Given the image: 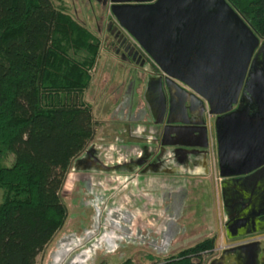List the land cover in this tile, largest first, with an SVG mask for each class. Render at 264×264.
Here are the masks:
<instances>
[{"label":"trees","instance_id":"16d2710c","mask_svg":"<svg viewBox=\"0 0 264 264\" xmlns=\"http://www.w3.org/2000/svg\"><path fill=\"white\" fill-rule=\"evenodd\" d=\"M226 1L264 38V0ZM100 47L51 0H0V264H36L65 223L60 191L95 135L82 95ZM215 242L205 237L151 264H206Z\"/></svg>","mask_w":264,"mask_h":264},{"label":"water","instance_id":"95a60500","mask_svg":"<svg viewBox=\"0 0 264 264\" xmlns=\"http://www.w3.org/2000/svg\"><path fill=\"white\" fill-rule=\"evenodd\" d=\"M144 1L150 0H104L113 19L138 43L145 58L159 70L158 74L147 69L141 72L143 76L138 82L142 106L137 103L133 110L140 106L144 114L149 116L148 119H134L143 123L139 134L147 138L152 134L151 128H156L161 140L139 163L136 160L140 152H133L129 162L133 161L135 165L127 170H135L151 158L140 170L141 173L197 171L206 176L207 132L201 130V122L192 119L193 104L198 102L203 110L208 106L210 114L216 116L214 136L220 176L229 178L242 175L241 178L248 180L253 188H263L264 119L256 131L240 132L236 126L241 124L234 123L232 117L239 112V107H232L241 92L243 96L250 81L251 67L248 68V65L259 43V36L226 0H155L152 3H140ZM125 41L126 38L122 40ZM129 46L127 41V48ZM136 56L137 61L142 58L141 67L145 66L146 59L137 50L133 52L132 58ZM135 72L136 69H132L131 78ZM131 78L122 98H128L136 82ZM260 94L264 100V92ZM133 146L143 145L139 141ZM241 156L246 158L240 159ZM85 157L75 161L74 169L77 168V162ZM89 162L101 170H116L125 166L122 163L108 168L103 161L95 158ZM155 164H159L161 169H153ZM263 199L264 196L262 202ZM237 217L241 219L236 214L228 219L226 226ZM261 253L260 242L249 241L225 249L219 257L209 260L208 264H224L226 260L236 264H262Z\"/></svg>","mask_w":264,"mask_h":264},{"label":"rangeland","instance_id":"374dc122","mask_svg":"<svg viewBox=\"0 0 264 264\" xmlns=\"http://www.w3.org/2000/svg\"><path fill=\"white\" fill-rule=\"evenodd\" d=\"M51 1L55 7L67 12L92 32L96 31V35L99 34L100 51L91 71L89 86L84 90L82 99L90 105L93 117L97 121L95 135L90 142L101 144L111 142L114 133L110 124L113 119H108L107 114L115 108L116 98H119L121 90L129 82L127 68L131 64L122 53L117 54L115 48H110L108 43L110 35L107 32L106 21L102 24L100 20L106 12L101 11L96 1ZM95 20L99 21V30L95 25ZM97 30L100 32L98 33ZM211 120L212 118L210 128L214 137L211 157L212 162L215 163L214 173L220 176ZM112 151L114 152L112 154L114 164L117 161L124 163L130 160L129 153L120 155V152ZM102 161L106 165L109 163L104 159ZM74 166L75 164L72 163L60 191L67 207V218L62 228L39 252L36 264H118L127 258H130L133 264H151L154 261L166 259L180 249L193 245L205 237L216 236L215 245L220 235L224 239L226 237L225 226L219 225L222 220L224 222L226 219L225 211L229 212L225 206L223 194L220 192L223 177L220 181L211 178V183L206 185L202 182H191L190 178L152 179L148 188L151 191H158L156 189L160 188L165 189L167 193L172 192L176 187L185 186L186 192L179 196L176 195V200L179 201L177 208L174 209L170 205L169 211L174 213V220L177 219V224L180 226L187 225L188 227V224H193V236L186 243H183L184 238L181 237L176 242H172L168 236H164V245L157 246V243L161 241V233L157 229L155 214L158 209L156 205L152 204L150 212L146 211V213H144L145 206L143 205L139 206L140 209L132 208L134 198L130 196V187L139 190L142 185L139 180L135 182L131 175L138 169L128 171L126 163L125 166L116 170H101L97 167L78 169V166L74 169ZM208 174L211 175L209 170ZM114 176L117 178H113ZM175 191L173 193L176 194ZM171 195L170 193L167 195L169 199L167 205L170 204ZM216 215L217 226H215ZM119 217L122 218L121 221ZM186 222L188 223L185 224ZM116 224H125V227H116ZM135 224L140 229H143L142 226L150 227V229L148 231L136 229ZM128 227H131L132 233L128 231ZM207 227H214L217 230L208 233ZM131 235L135 238H131ZM255 237L260 238L261 235L251 236L252 239H257ZM226 241L228 245L232 244L231 240ZM232 246L235 245L232 244ZM212 249L206 264L219 254L212 252Z\"/></svg>","mask_w":264,"mask_h":264},{"label":"flooded vegetation","instance_id":"af4514ba","mask_svg":"<svg viewBox=\"0 0 264 264\" xmlns=\"http://www.w3.org/2000/svg\"><path fill=\"white\" fill-rule=\"evenodd\" d=\"M94 1L98 3V6L101 9V11L106 12L105 16H102L100 20L102 24L106 21L107 32L110 35V38H108L109 39L108 43L111 46L110 48H115V50H118L117 54L120 53L121 55L122 53V55H124V57L128 59L127 61L130 62L131 64L130 72L132 71V69H136L135 74L131 78L136 82L133 88L131 89L127 99L126 96L122 98L124 91L127 87L125 86L124 91L122 92L120 98V101L121 99H123L120 104V107L116 109V112L113 115L111 114L108 115V119L112 118L113 123L120 122L119 124H121L119 126L111 127L115 131L114 132L112 129L114 134L111 142H102V144L96 142H89V144L86 146L83 152L78 157H76L72 163L75 164V161L77 159L86 155V157L82 161L77 162L78 167H87V168L96 167L93 166V164H90L91 162H89L90 160H93V158H95L98 161H102L103 159L104 161H108L109 162L108 165L105 164L106 167L108 168H111L115 165H122V163L119 161L115 162V164L113 163L115 160L112 161L113 159L112 154L114 153L112 150L120 152V155L123 154L126 155V153L127 154L129 153L130 156H132L131 154L133 152H140L141 155L136 160V162L139 163L153 150L152 147L154 145L159 144L161 137L160 134L157 132L156 128H151L152 134H149L147 138L146 137L144 138V136H141L139 134V131L141 130V126H143V123L139 121H135L134 119H136L137 117L148 119L149 116L144 114V112L140 109V106L136 107L133 110L134 105L137 103H139V105L142 106V103H140L139 100L140 88L138 81L143 76V74L141 73L143 72V70L147 69L148 71L153 72L154 74H158L159 70L154 63H152L150 60L145 58V56L142 54L141 48H139L136 45L135 40L132 37H130L124 29L120 27V25L115 21V19H113V17L110 15V13L107 10V7H105L104 5V0H94ZM154 1L155 0H150L140 3H152ZM95 23H96L95 25H97V29L99 30L98 28L99 21L95 20ZM124 38H126L127 41L130 43V46L128 48H127V41L122 42ZM258 38H259V43L254 48L248 65V68L251 67V73L249 75L250 81L245 87L243 96L241 92L238 96L237 103L232 107L233 109L239 107V112L232 116L234 118L233 119L234 123L241 124V126L240 125L236 126V128L238 127L237 130L239 131L240 130L256 131L264 119V100H262L260 94L261 91L264 92V78L262 77L264 76V38H260V37ZM136 50L140 55H142L143 58L146 59L145 62L147 63H145V66L143 67H141L142 65H140L142 58H140L138 61H137V56L134 59L132 58V54ZM193 107H194V116L192 119L198 121L199 123L201 122L203 126V129L201 128V130H206L208 135V127L205 119V108L203 110V107L198 102H194ZM248 116H250L251 119H247ZM176 117H180V116L177 115ZM215 117L216 116H212V120H211L212 127L214 130V135H215V126H214ZM118 118L120 119L122 118V120L119 121L117 120ZM125 132L132 133L131 134L132 136L128 137L127 140L124 138ZM254 139L255 141H257V138ZM139 141H141V145H143L144 147L133 146V144L134 145L139 144ZM145 145L147 147H145ZM239 158L240 159L243 158L244 160L246 156L244 157L241 156ZM150 161L151 158L141 167H137L136 169L140 171ZM125 163H127L126 166H128L129 168L135 165V162L133 161L129 162V160L128 162L126 160L123 164ZM217 167H218V161H217ZM153 169H157V170L161 169V166L159 164H155V166H153ZM180 169H183V167H180ZM241 176L242 175L231 176L227 178L230 180L224 181L225 192L223 194V199L225 201L226 208L231 213V214H228L229 212L226 213L228 215H226V219H224L223 222V226H225L224 228L226 230L225 239L231 240L233 245H238L240 243H246L249 241H259L262 247L261 263L264 264V202H262V196H264V185L263 188L260 189L258 187L253 188L251 185L248 184V180L242 179ZM236 212H238L237 214L241 216V219L238 220L239 217L238 216L233 221H231L228 226H226L225 223L228 221L230 217L236 215L235 214ZM245 233H251V234L246 235ZM233 234H238V235L234 237ZM253 235H261V237L260 238L255 237L257 239H252L251 236ZM227 248H230V246ZM225 249H223L219 254H217L216 257H219ZM224 264H236V263L232 262L231 260H226Z\"/></svg>","mask_w":264,"mask_h":264},{"label":"crops","instance_id":"0c3cea01","mask_svg":"<svg viewBox=\"0 0 264 264\" xmlns=\"http://www.w3.org/2000/svg\"><path fill=\"white\" fill-rule=\"evenodd\" d=\"M95 32L96 31H94V33ZM98 37H99V34H98ZM129 72H130V67L127 68V73H128V77H129V80H130V78H131V72L130 73ZM124 88L121 90V93L119 95V98H116V100L114 102V106H116V105H118L120 103V98H121L122 92L124 91ZM113 110L110 111V113L107 114V118H108V115L109 114L112 115ZM123 110H124V108H123ZM100 120H102V119H100ZM117 120L120 121V120H122V118L121 119L118 118ZM119 123L120 122H118V123H113L112 122L110 124L111 126L110 125L109 126L110 127L119 126V125H121ZM112 129L113 128H111V130ZM95 131H96V129H95ZM113 131H114V129H113ZM131 134L132 133L125 132L124 133V138L127 140L128 137L132 136ZM190 169H192V167H190ZM131 175H133L135 182H137L138 180H139V182H142L141 183L142 184L141 185V188L139 190L138 189H131L132 186L130 187V196L132 198H134L133 207L132 208H134V209H140L139 206L143 205V206H145L144 213H146V211H149L150 212V210L152 208L151 205L154 204V205H156V207L158 209L157 214H155V216H156V221H157V229L161 233V241H160V243H157V246L164 245V239H163L164 236H168L171 239L172 242H176L177 239L181 237V238H184L183 239L184 240L183 243H186L188 241V239L191 236H193V234H192V232H193V224H188V227H186L187 225L186 226L185 225L180 226L179 224H177V219H176V221L174 220V213H172L171 211H169L170 210V205L173 206L174 209L177 208V205H178V202L179 201H178V199L176 200V195L179 196L183 192H186V190L184 189L185 186L184 187H176L175 189L172 190V192L165 193L166 190L165 189H160V188H157L156 189L158 191L148 190V188L151 185L149 183L152 181V179H155V178H160L161 180L167 179V178H178V179H181V178L182 179L183 178H185V179L186 178H190L189 180H191V182H197V183L198 182H202V183H204V185H206V184L211 183V181H212L211 180V175H209V174H207L206 176L205 175H201L197 171H194V173H188V172H185V173L183 172L182 173V172L179 171V172L170 174V173H164V170L163 171H160L159 173H145V174L144 173H141V172H139L137 170V171L133 172V174H131ZM113 178H117V176H114ZM224 181H227V178H223L222 181H221V184H220V192L222 194H224V192H225V190H224V185H225ZM165 188H168V187H165ZM174 190H176L175 191V192H177L176 194L173 193ZM169 193L172 194V195H171V199H170V204L167 205V202H169V199H168L167 195ZM134 205H136V207ZM159 211H160V214H158ZM237 213L238 212H236L235 214H237ZM225 214H226V211H225ZM228 214H231V213L229 212ZM228 214H226V215H228ZM127 218L128 217H125V219H127ZM121 219L122 218H120L119 220L121 221ZM188 222H190V220ZM188 222H186L185 224H187ZM217 223L218 222H217V215H216L215 226L218 225ZM131 224H132V222H131ZM115 226L116 227H122L123 228V227H125V224L124 225L123 224H116ZM198 226H200V225H198ZM132 227H133V225H132ZM214 227H207V229L206 228L205 229L207 230L208 233H213V232H215V230H217ZM130 228L128 227V231L130 233H132L131 230H130ZM135 228L136 229H140L139 226L137 227L136 224H135ZM138 232H140V230H138ZM205 234H206V232H205ZM133 235H131V238L134 239L135 237H133ZM237 235L238 234H233L234 237L237 236ZM233 236H231V237H233ZM182 245H184V244H182Z\"/></svg>","mask_w":264,"mask_h":264},{"label":"built area","instance_id":"2783aa9c","mask_svg":"<svg viewBox=\"0 0 264 264\" xmlns=\"http://www.w3.org/2000/svg\"><path fill=\"white\" fill-rule=\"evenodd\" d=\"M136 45L141 48L137 42H135ZM142 51V54L144 55V51L141 49ZM145 56V55H144ZM212 118V114H210L209 112V108L208 106H206L205 108V119H206V123H207V127H208V135H207V138H208V170L211 174V178L215 179L216 181H220L221 180V176H218V175H215L214 171H215V163L212 162V157H211V151H212V144H213V135H212V132H211V128H210V119ZM222 225L223 224V220L221 223H219V225ZM143 229H140V230H149L150 227L147 228V226H142ZM140 233V232H139ZM145 238V237H143ZM219 240L217 241L216 245L213 247L212 249V252L214 253H220L223 249L229 247V246H232V244L228 245L229 243L223 238L222 235H220V237L218 238ZM211 255V254H210Z\"/></svg>","mask_w":264,"mask_h":264}]
</instances>
